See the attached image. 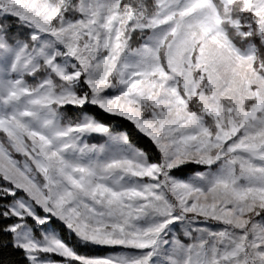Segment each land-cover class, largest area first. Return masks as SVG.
Masks as SVG:
<instances>
[{
  "label": "snow or ice",
  "instance_id": "obj_1",
  "mask_svg": "<svg viewBox=\"0 0 264 264\" xmlns=\"http://www.w3.org/2000/svg\"><path fill=\"white\" fill-rule=\"evenodd\" d=\"M0 264H264V0H0Z\"/></svg>",
  "mask_w": 264,
  "mask_h": 264
}]
</instances>
